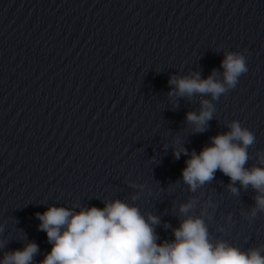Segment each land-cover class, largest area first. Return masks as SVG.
Returning <instances> with one entry per match:
<instances>
[{
    "label": "clouds",
    "instance_id": "clouds-1",
    "mask_svg": "<svg viewBox=\"0 0 264 264\" xmlns=\"http://www.w3.org/2000/svg\"><path fill=\"white\" fill-rule=\"evenodd\" d=\"M221 68L222 73L213 69L207 78H201L199 72L169 76L170 100L173 97L191 100L197 94L212 98L201 99L198 113L185 114V122L193 126L194 132L208 128L216 111L212 101L235 88L239 77L248 71L246 56L226 51ZM226 128L228 131L210 137L211 143L199 153L193 149L190 155L181 139L174 138L173 156L177 160L181 154L187 157L181 180L192 193L210 183L217 170L229 177L227 188L233 195L239 194L237 182L245 190L251 187L256 194L248 216L254 219L258 213H264V151H257V163L246 167L251 158L248 149L255 143L253 132L236 120L226 122ZM130 186L137 187L134 183ZM131 199L136 201L138 196ZM103 203V208L80 207L74 211L49 206L43 213H35L39 229L46 233L52 246L38 264H264V244L242 250L226 240L210 238L206 212L202 209L200 215H190L197 203L195 197L179 205L183 218L172 229L174 239L162 243H157L160 238L155 231V226L161 223L158 216L151 213L145 216L138 206L120 199ZM207 206L213 205L209 202ZM165 227L170 225L165 223ZM4 248V242L0 241V250ZM39 251V245L29 241L22 249L3 251L0 264H37L34 257Z\"/></svg>",
    "mask_w": 264,
    "mask_h": 264
}]
</instances>
